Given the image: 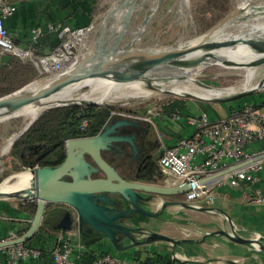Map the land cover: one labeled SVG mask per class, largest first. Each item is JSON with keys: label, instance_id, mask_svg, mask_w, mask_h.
Listing matches in <instances>:
<instances>
[{"label": "water", "instance_id": "water-1", "mask_svg": "<svg viewBox=\"0 0 264 264\" xmlns=\"http://www.w3.org/2000/svg\"><path fill=\"white\" fill-rule=\"evenodd\" d=\"M145 1L143 0V2L139 3L138 0H119L115 7L116 12H118L115 22L108 29L105 28L97 35L92 52L69 73L49 78L47 84L35 90L25 89L27 85H24L19 89L0 96V121L5 120L22 107L28 104L44 102L63 87L86 78L104 77L116 82L140 81L144 82L148 88L155 89L158 84L153 81L156 79L174 77L180 71L194 70L203 65L220 61V57L216 56L214 52L222 47L233 48L242 44L246 45L251 51L258 53V56L250 60L248 64L250 66H258L264 63V29H248L245 35L229 38L217 36L224 29L236 25L237 21L264 18L263 0L251 3L247 8L244 6L239 7L226 15L206 33L187 41L176 40L172 44L165 46L139 47L135 45L139 35L135 34L133 38L122 44L126 32L133 21L134 12ZM160 3L161 0H159L157 7H159ZM151 18L152 14L147 15L144 25ZM221 60L226 64L234 63L232 60ZM249 94L250 90H246L210 100L230 102ZM185 96L197 97L192 94H185ZM89 104H97V102H89ZM60 106L65 105L54 107ZM114 114V112H111L108 121ZM116 115L119 114L116 113ZM37 118L38 116L27 122L10 143V147L31 127ZM120 125H124V123L115 122L110 124L106 122L103 130L96 135L67 139L64 142L65 158L62 163L56 166L35 165L27 167V171L30 172V181L27 186L10 192L0 191V198L12 197L36 203L29 228L16 239L0 242V246L27 242L31 239L41 226L48 203H64L71 206L76 212L79 231L85 234L82 227L84 225L88 226L107 238L112 248L116 251H123L135 245L147 246L150 240L154 239L166 240L172 244L179 242L171 236L155 230H149L144 225L135 224L129 226L117 222V219L124 218L131 213L156 220H170L161 218V214L166 207H191L177 200H163L159 206L160 210L157 211L146 209L141 205L142 202H149L155 196L157 198H166L180 195L187 191L190 185L189 183H183L179 186H169L165 183L146 182L138 176L122 177L116 168L101 155V150L108 148L111 141L115 140L109 136V132ZM36 147L37 145L34 146V148ZM84 153H87L92 158L94 164L84 159ZM98 170L103 171L104 176H91L92 172ZM223 173L215 174L207 179H215ZM16 174L10 175L8 179L15 178ZM65 176L69 178L66 179L64 178ZM205 180L201 179L200 181L203 182ZM111 194H116L114 199L110 198ZM120 201H126L131 206L121 211L111 207ZM100 202L103 204H100ZM151 202L152 200L149 203ZM184 223L196 224L200 227H206L207 225L192 219L182 222V224ZM117 233H120L125 238L124 240L127 239L129 242H124L125 244L121 245L119 243L120 238L116 236ZM138 234L146 236L138 238L136 236ZM205 235H218L235 243L251 244L255 246L256 250L264 252V246H259L264 244L263 237L237 236L220 228H212Z\"/></svg>", "mask_w": 264, "mask_h": 264}, {"label": "built area", "instance_id": "built-area-1", "mask_svg": "<svg viewBox=\"0 0 264 264\" xmlns=\"http://www.w3.org/2000/svg\"><path fill=\"white\" fill-rule=\"evenodd\" d=\"M15 10L16 4L13 1L0 0V62L4 56H15L31 62L40 74L47 75L46 78H55L72 71L92 52L99 33V14L89 25L81 27L69 28L54 23H49L45 30L40 26L33 27L30 33L32 42L38 41L46 32L58 37V43L51 51L40 55L30 46L16 44L6 29L4 20ZM144 115L146 119L154 116L151 110ZM167 115L171 121H184L191 128L188 135L179 137L171 144H164L161 140V154L157 159L166 185L189 183V189L183 193L184 203L199 208L201 204L198 202L203 200L204 206L210 208L214 202L216 187H238L241 184L247 186L253 202L264 201V196L256 187L263 169L264 145L257 149L251 147L264 140L263 105L241 103L232 107L224 118L217 120H212L207 113L194 115L184 111ZM87 123V118L82 117L79 129L84 130ZM158 135L161 139L162 134ZM221 172L224 173L215 179H207ZM201 179L206 180L201 182ZM19 236L10 232L0 242L11 241ZM86 251L84 243H73L70 237H64L54 251L53 264H82L80 258ZM39 256L40 250L25 242L0 246V264H18ZM92 264L135 263L112 253H101L95 256Z\"/></svg>", "mask_w": 264, "mask_h": 264}, {"label": "crops", "instance_id": "crops-1", "mask_svg": "<svg viewBox=\"0 0 264 264\" xmlns=\"http://www.w3.org/2000/svg\"><path fill=\"white\" fill-rule=\"evenodd\" d=\"M16 4L15 12L7 16L4 20L6 29L16 44L21 46L32 47L37 54H45L58 43V37L53 33H44L36 42L31 41V29L35 26H40L44 30L49 23L61 24L69 28L81 27L89 25L93 19L99 14L98 10L104 0H10ZM98 13V14H97ZM105 29V26L99 30V33ZM107 29V28H106ZM98 33V34H99ZM127 41H123L125 44ZM171 44V43H170ZM169 45V44H168ZM8 56L1 58V62L6 60ZM264 97V96H263ZM264 103V98L259 102ZM255 103L248 100H241V102H224L223 107H214L208 102L189 103L186 102V114H201L207 113L212 120L224 118L230 109L241 103ZM260 104L263 105L264 104ZM256 104V103H255ZM145 114V113H144ZM143 114V116H145ZM161 116H152L148 120L153 122L156 132L162 134L161 140L164 144H171L181 136H186L191 132L190 126L184 121L174 122L168 118L166 113L161 112ZM163 131V132H162ZM166 136V143L163 139ZM162 143V142H161ZM264 145V140L258 141L251 145L253 149L260 148ZM161 145L159 155L161 154ZM162 174V173H161ZM163 175V174H162ZM164 180V175H163ZM158 183L163 184L164 181ZM264 196V161L263 169L260 178L256 184ZM214 202L210 208L204 206L203 200L198 203L201 207L196 208L191 206H168L163 210V217L170 220H151V225H148L149 230H160L158 226L164 223H171L178 227H190L194 225L205 230V233L212 228H220L227 232L239 233L245 237H263L264 238V201L253 202L247 186L241 184L238 187L223 186L216 187ZM1 199V198H0ZM170 199V198H168ZM159 205L156 210H160V203L164 198L159 199ZM172 200V199H170ZM190 209L199 211L202 215L210 217L206 227H200L196 224H189L187 222L191 218H173L168 214V211H182V209ZM51 211H53L51 209ZM75 219L76 212L73 211ZM175 215V214H174ZM30 213L28 210L21 208L19 205L11 204L10 202L0 200V239L6 237L10 232L16 233L18 236L23 234L30 225ZM172 220V221H171ZM193 220V219H192ZM161 221V222H160ZM171 221V222H162ZM39 230V229H38ZM162 230V229H161ZM38 232V231H37ZM36 232V233H37ZM35 236V235H34ZM33 236V237H34ZM70 237L73 243L81 242L78 224L69 230L56 231L51 234L48 244L54 246L62 238ZM179 242L172 244L166 240H150L147 246L135 245L128 247L123 251H116L112 248L110 241L101 246V242L86 241L84 244L87 250L91 252H109L113 255L127 259L136 264L139 259L136 255L140 253V257L144 258L149 255L157 257L161 255L168 264H206L208 260H213L217 264H224L226 261H234L238 264H264V252L255 249L251 244L235 243L225 237L220 236L214 240H209L206 236H202L200 240L181 239L172 236ZM212 239V238H211ZM106 247V248H105Z\"/></svg>", "mask_w": 264, "mask_h": 264}, {"label": "rangeland", "instance_id": "rangeland-1", "mask_svg": "<svg viewBox=\"0 0 264 264\" xmlns=\"http://www.w3.org/2000/svg\"><path fill=\"white\" fill-rule=\"evenodd\" d=\"M256 1L259 2L262 0H251L250 4L255 3ZM138 2L141 3L143 2V0H138ZM158 2L159 0H146L145 3L134 12L133 21L131 22L126 32L124 42L129 41L135 36V34L139 35L135 44L139 47H158L168 44L170 45V43L172 44L176 40L187 41L195 38L198 35L206 33L226 15L239 8L236 0H161L159 7H157ZM117 3L118 2H114V0H104L102 2L101 6L99 7L100 9L98 10V30L102 29L103 26L108 29V27H110L115 22V19L118 16V12H116L115 10ZM151 14L152 18L146 25H144L146 16ZM237 31L238 30H233V32ZM263 65L264 63L258 65V69L253 73L252 83H256V85L255 87H253V89H249L250 94L230 102L234 103L236 101L241 102V100H248L250 102L259 103V100H261V98H264ZM34 68L36 69L35 66ZM46 76V74H40L36 69V78L32 79L30 82L44 79L46 78ZM171 79H173V77L154 80V83H157V81L159 80L162 81V83L166 86H157V88L155 89H150L144 82H141V85L145 89L150 91L149 93H141L137 95L130 94L131 96L129 94H122L121 96H117L112 99L90 98L87 95L94 91V85L92 83H84L81 84L79 88L80 91L84 94L83 96H62L55 100L46 102V106L32 105L29 106V109L23 111H27L26 113L20 112L6 118L5 120L0 121V183L6 178L10 177V175L12 174L27 171V167H24V165H21L19 163H15V161L12 159L10 155V143L14 140L18 132L27 124L29 120L37 116L39 118L42 114L46 113L47 110H50L49 108L51 107L56 108L50 105L58 106L76 103L80 104V106H84V103L97 102V104L94 105H110L114 106L116 111L122 112L129 110L131 112L143 113L144 111L147 112L148 110H151L152 114L156 117L161 116V110L165 103L175 99L185 101V103L189 102L195 104H199L200 102H208L214 107H223L224 102L212 101L210 99H201L197 97H187L185 96V94L171 92L169 90L171 88V85L169 84V81ZM194 80L196 84L202 87L215 90L230 87L232 85H239L244 81V76L239 73L237 74L230 72L228 68L223 67L219 64L217 65V63H209L204 65L200 69L199 73L194 76ZM36 109H39V112L35 113V115L31 116L27 114L28 112H30V110ZM163 139L166 143L167 139L165 135H163ZM16 167L21 168L19 171H14V168ZM171 180L175 181L174 179ZM11 181L15 180L12 179ZM180 197L181 199H184V194H180ZM1 199L19 206L23 202H25L24 199H16L12 197H2ZM159 199L160 198H157L149 204L150 210H156L160 202ZM167 212L173 218H191L193 220L202 222H209L210 219L208 215H202L201 213H199V211L196 212L188 208L182 209V211L167 210ZM142 224L146 227L148 225H151V223ZM160 224L161 223H159L158 226H160L162 230L160 229L155 231L161 232L171 237L174 236L181 239L185 238L200 240L201 237L205 235L204 229L198 228L194 225H191L190 227H178L177 225H174L172 223H164L162 225ZM233 233L237 236H243L242 234L236 232ZM136 236L138 238H142L146 235L138 234ZM205 236L211 241L220 237L218 235ZM154 240L157 241L158 239ZM100 242L102 244L100 245L101 247L105 246L109 241L107 239H103ZM125 242L129 241L125 240ZM259 246H264V244H261Z\"/></svg>", "mask_w": 264, "mask_h": 264}, {"label": "trees", "instance_id": "trees-1", "mask_svg": "<svg viewBox=\"0 0 264 264\" xmlns=\"http://www.w3.org/2000/svg\"><path fill=\"white\" fill-rule=\"evenodd\" d=\"M34 78H36V69L31 62L9 56L6 60L0 62V96L19 89ZM262 102L260 101L258 104ZM185 108V101L175 99L165 103L162 107V112L166 114H172L174 112L184 113ZM111 111H116L114 106H101L89 103H84V106L71 103L47 110L46 113L42 114L31 125L22 137L13 143L10 148V155L15 163L24 165V167L35 165L56 166L64 157V142L69 138L95 135L104 125ZM82 117L88 120L84 130L79 129V123ZM36 144L45 145L46 150H50V155L40 161H25L22 153L29 146H35ZM20 168L16 167L14 171H19ZM140 177L146 182H160L163 180V175L156 160ZM20 207L28 210L32 218L36 203L33 201H25ZM73 211L74 209L71 206L64 203H48L38 232L34 237L25 242L28 246L38 248L40 250V256L37 259L21 261L18 264H53V254L58 243L54 246H49V238L53 232L69 230L73 225H77ZM79 233L82 243L86 242L87 239L83 236L82 232L79 231ZM101 253L109 252L86 251L82 254L80 262L82 264H92L95 256ZM136 255L139 258L136 264H168L161 255L157 257L147 255L144 258L140 257L139 252ZM212 261L208 260L206 264H217ZM224 264L237 263L226 261Z\"/></svg>", "mask_w": 264, "mask_h": 264}, {"label": "bare ground", "instance_id": "bare-ground-1", "mask_svg": "<svg viewBox=\"0 0 264 264\" xmlns=\"http://www.w3.org/2000/svg\"><path fill=\"white\" fill-rule=\"evenodd\" d=\"M250 0H237V3L240 7L244 6L245 8L249 7L248 2ZM257 2V1H256ZM238 30L237 32H233V30ZM256 30V29H264V18H258V19H251L250 21H237L236 25L230 28H226L222 31V33H218L217 36L221 38H229V37H235L240 35H245L247 30ZM214 54L218 57H220V61L215 62L217 65H221L223 67L228 68L230 72L233 73H239L244 76V81L235 86H230L222 89H210L206 87H202L198 84H196L194 81V76L197 75L200 71V68L194 69V70H184L177 73L176 76L173 77L169 81V84L171 85V88L169 89L171 92H177L181 94H192L200 98L204 99H213L216 97H223L228 96L231 94L239 93L242 91H246L249 89H253L255 87L256 83H252L253 80V73L255 70L258 69L257 66H250L248 62L258 56V53L251 51L246 45H238L237 47H222L214 52ZM232 60L234 63L226 64L223 60ZM212 64V63H211ZM264 66V65H263ZM264 76V75H263ZM261 81V80H259ZM49 82V78L40 79L32 81L25 86V89L28 90H35L41 87L44 84H47ZM84 83H92L94 85V91L90 93V98H98V99H112L117 96L123 95H137L141 93H149L150 91L145 89L140 81H133V82H124L119 83L116 82L110 78H104V77H91L86 78L74 83H71L62 89H60L58 92L53 94L49 99H47L44 102L36 103V104H28L15 112H13L10 116H13L15 114H18L20 112H23L27 109H29V106L32 105H42L46 106V102L55 100L57 98H60L62 96H74V97H80L84 94L80 91V85ZM157 84L159 87H166L162 81H157ZM263 86V85H262ZM147 88V87H146ZM162 90V89H161ZM131 96V95H130ZM55 106V105H50ZM48 107V106H47ZM27 112V111H26ZM23 112V113H26ZM39 109L36 110H30L28 112V115H35V113H38ZM9 116V117H10ZM15 181H11L8 178L3 180L0 183V191L2 192H10L15 189H18L20 187H25L29 184L30 181V172L29 171H22L15 175V178H13ZM158 203V202H157Z\"/></svg>", "mask_w": 264, "mask_h": 264}, {"label": "flooded vegetation", "instance_id": "flooded-vegetation-1", "mask_svg": "<svg viewBox=\"0 0 264 264\" xmlns=\"http://www.w3.org/2000/svg\"><path fill=\"white\" fill-rule=\"evenodd\" d=\"M111 112H114L115 114L108 121L109 117L111 116L110 113L106 122H109L110 124H113L115 122H122L124 123V125H120L114 128L111 132H109V136L113 137L115 140L111 141V143L108 145V148L101 150V155L108 163H110L116 168L117 172L122 177H140L142 174L145 173L147 168L153 164L155 160L157 162V156L159 154L161 145V139L159 138L158 132H156L153 122L146 119L143 116V113L131 112L129 110H126L124 114L116 115L117 112ZM106 122L104 123V125L106 124ZM104 125L96 134L103 130ZM63 152L64 157L60 163H62L65 158V143ZM22 155L24 157V160L27 162H32L34 160L40 161L50 155V150H46L45 145H37L36 148H34V146H29V148L25 150ZM83 157L86 161L90 162L91 164H94V161L87 153H84ZM91 176L100 177L104 176V173L103 171L98 170L92 172ZM64 178L68 179L69 177L65 176ZM115 195L116 194H111L110 198L114 199ZM168 198L177 201L182 200L180 195L166 197L164 198V200H170ZM156 199L157 197L155 196L152 197L150 201ZM149 202H142L141 205L144 208L149 209ZM100 204L103 203L100 202ZM130 206L131 205L128 202L120 201L117 204H113L111 207L116 208L118 211H121L123 209L129 208ZM162 214L161 217H163ZM150 220L156 219L144 217L136 213H131L124 218L117 219V222L131 226L135 224L143 225L142 223L147 224L150 223ZM82 228L84 230V233L87 234H83L87 241L91 240L95 242H100L103 239H107L103 237L100 233L90 229L86 225H84ZM116 236L120 238L119 243L121 245L125 244V238L120 233H117Z\"/></svg>", "mask_w": 264, "mask_h": 264}]
</instances>
